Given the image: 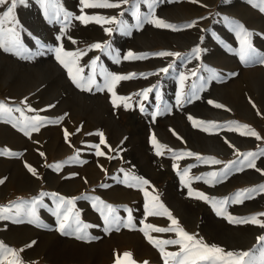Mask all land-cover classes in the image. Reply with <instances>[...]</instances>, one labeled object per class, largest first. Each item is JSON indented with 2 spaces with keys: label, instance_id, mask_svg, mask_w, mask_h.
I'll use <instances>...</instances> for the list:
<instances>
[{
  "label": "rangeland",
  "instance_id": "obj_1",
  "mask_svg": "<svg viewBox=\"0 0 264 264\" xmlns=\"http://www.w3.org/2000/svg\"><path fill=\"white\" fill-rule=\"evenodd\" d=\"M107 2L120 7L85 8L80 0H18L13 10L12 26L27 53L18 56L0 48V103L21 108L25 116H40L46 122L26 136L12 122H6V117H0V180L4 181L0 184V208H12L4 213L11 219H0V242L18 251L22 264H114L116 254L124 252H131L136 264H164L161 252L141 229L153 239L169 240L178 237L174 232H153L145 225L176 226L166 214L146 216L147 202L153 212H161L158 204H163L180 228L205 244L225 252H248L258 259L264 250V242L258 241L264 228L229 223L197 194L222 200L264 185V175L257 170H264V155L257 156L255 168H233L222 182L214 183L209 176L222 172L232 161L243 160L244 156L237 153L264 152V64L240 59V40L245 32L251 33L246 39L258 59L264 58V11L260 10L264 3L152 0L150 11L140 2L141 23L137 26L133 12L138 0ZM7 6H0V16ZM80 16L104 19L82 21L77 18ZM145 17L161 19L176 30L144 22ZM189 24L192 26L186 27ZM95 44L104 50L92 47ZM57 48L62 49L61 58L66 62L75 59V67L84 68L82 76L91 75L92 62L97 61L95 79L101 86L102 71L135 74L115 82L112 88L117 97L128 99L117 100L114 106L107 88H77L56 59ZM193 49L199 52L194 54ZM162 51L179 56L154 55ZM64 52L82 55L65 57ZM129 52L147 55L144 59H124ZM166 67L167 73L160 71ZM181 75L186 77L183 86ZM149 88L152 91L145 99L140 93ZM210 100L224 108L214 107ZM189 116L221 127L204 131L199 125L194 127ZM12 118L13 122L19 119L20 113L13 112ZM230 124L247 125L261 139L241 135L248 129L232 130L226 127ZM153 136L166 146L162 155L156 154ZM97 151L104 155H97ZM189 152L194 155L188 156ZM196 155L221 163L197 160ZM26 164L36 170L37 176ZM58 164L59 169L55 167ZM185 169L188 175L182 182ZM133 177L149 183L138 185ZM145 191L149 193L147 200ZM52 194L74 201V211L89 225L86 233L92 239L60 233ZM33 200L41 201L36 206L40 226L29 223L26 215L25 209ZM94 202L116 210L118 230L114 226L105 232L104 219L93 207ZM14 205L22 206L19 215ZM224 208L234 218L257 216L264 222V216L259 215L264 213V192H254L239 204L229 200ZM164 249L178 252L179 246Z\"/></svg>",
  "mask_w": 264,
  "mask_h": 264
},
{
  "label": "snow or ice",
  "instance_id": "obj_2",
  "mask_svg": "<svg viewBox=\"0 0 264 264\" xmlns=\"http://www.w3.org/2000/svg\"><path fill=\"white\" fill-rule=\"evenodd\" d=\"M18 0H0V6H6V11L3 13L2 16H0V48H3L5 51H10L15 53L18 56H25L27 53V49L23 47V45L20 44L19 37L16 33L15 28L12 26L14 24L15 18L13 16V10L17 6ZM19 2H23V0H19ZM81 4L85 8H117L120 7V4L118 3H108L107 0H104L102 3H90L89 0H80ZM124 3H127V0H123ZM142 2L146 4L151 11L153 8L152 0H138V3L136 5V11L133 12V15L135 16L137 20V26L140 25L141 19H140V13H139V3ZM251 2V0H250ZM262 3H264V0H262ZM255 6V5H254ZM261 11H264V7L260 9ZM78 19L82 21H87L89 19H95L97 21L104 19L103 17H86V16H80L77 17ZM111 22V21H108ZM144 22H149L155 24L156 27H162V28H171L173 30H176V27L174 25L165 23L163 20L158 18H151L145 17ZM5 23L9 25L7 29L5 28ZM192 25H186V27H191ZM241 32H243L242 26H240ZM106 31H110L107 30ZM239 36L240 33H237ZM251 33H244L245 38H241V48H240V59L244 63H254L259 62L261 64H264V58H259L256 53V50L252 47L250 41L246 39V37H249ZM75 43V41H73ZM92 47L96 49L104 50L100 44H95ZM56 59L67 69L68 75L72 79L73 83L76 85L77 88H80L81 90L91 91L93 87H95L97 90H100L102 87L107 88L109 92L112 93L113 100L112 103L114 106L116 105L117 100H126L128 98L125 97H117L116 94L112 91V88L114 86V83L120 80H126L132 78V76H135V74H131V76H121V75H112L111 73L101 72L100 76L102 77L104 84L101 86V84L97 83L95 76L97 73L95 72L94 65L97 63V61H93V67H92V74L87 76H82L81 73L84 72L83 67H75V59L66 62L64 59L61 58V52L62 49L57 48L56 50ZM199 52V49H193V53L196 54ZM63 55L65 57H78L79 55H82V53H72V52H64ZM147 54L141 55V56H134L132 52H129L127 56L124 57V59H144ZM154 55L160 56V57H170V56H179V53H173V52H167L162 51L159 53H155ZM98 59V58H97ZM118 62V60H117ZM75 67V71H74ZM161 72L167 73L169 69L162 68L160 69ZM192 75H195V73H192ZM186 77L184 75L180 76V82L183 86V83L185 81ZM152 89L149 88L145 90L144 92L140 93L145 99H147L148 93L151 92ZM157 99H159V93H157ZM181 101V94H177V104H180ZM209 104H213L216 108H224L221 104H216L213 101H208ZM127 106V105H125ZM253 107L255 105L253 104ZM23 109L21 108H12L7 107L4 104L0 103V117H6V122H12L13 127H18L20 131H23L26 136H30V133L33 131H38L39 128L46 122L44 118L40 116H25ZM27 111H34L31 108H28ZM18 112L20 113V118L16 119L13 122L12 113ZM259 114V113H258ZM189 120H192L193 126H201L202 130L209 131V129H215L217 127H221L220 125H217L215 123H206L204 121H195L191 116H189ZM226 127L232 128V130H236L239 128L248 129L247 132H241V135H250L255 137L256 139H261V137L253 130L249 129L247 125H238L236 124L234 127L233 125H227ZM174 135L175 132H173ZM67 132H65V137L67 138ZM179 138V137H178ZM153 145L156 147L157 155H162L163 151L162 149L166 148V146L160 145L155 137L152 138ZM226 143H229L227 140ZM101 143H105L103 139V135L101 134ZM230 147H234L229 143ZM169 151H171L169 149ZM3 154V153H0ZM41 156H44V153H40ZM97 155H104L103 152L97 151ZM181 156L184 155V153L180 154ZM188 156H193L194 154L189 152L187 153ZM238 156L243 155V160H237L232 161L228 165L225 166L224 170L220 173L217 172H211L209 173V176L212 178L214 183L222 182L225 177L229 175V173L235 168V170L239 171L243 168H255L256 164V158L258 155H264V152H261L259 154L249 152L247 154L237 153ZM197 160H203L204 162H210L211 164H220L221 161L216 160L214 158H204L196 155L195 157ZM30 173H32L33 176H37L36 170L31 167L30 165H25ZM57 169L61 167V165L55 166ZM175 168L176 166L173 165ZM191 167H195V165H192ZM258 171H261V174L264 175V170L257 169ZM188 175V170L185 169L183 176L181 177L183 182V177ZM219 177V179H217ZM134 180L137 181L138 185H147L149 182L147 180L133 177ZM196 179H201V177H196ZM207 182V181H206ZM4 183L3 180H0V184ZM132 186V185H129ZM264 192V185H260L259 188H252V189H244L241 191H238L233 194V196L229 198H225L222 200H216L215 198H210L204 193H198L197 197L199 199L204 200L205 202H208L212 205L213 209L215 210L216 214L218 216H224L229 223H236V224H246V223H252V224H258L261 228H264V222H261L257 219V216H251L246 218H234L231 215L227 214L226 209L224 206L231 201V203L239 204L242 203L244 199L251 198V194L254 192ZM48 195L46 193H41V196ZM144 195L146 197L149 196V193L147 191L144 192ZM189 195H192V190L189 188ZM52 196L55 198L56 207L53 211V214L57 218V222L59 225V231L62 235H76L77 239L85 240V239H92L91 237L87 236L86 229L89 227V225L83 223L80 219L79 213L74 211V201L73 200H66L64 197H56V194H52ZM98 199V198H97ZM153 200H158V197H153ZM41 203L40 200H33L31 204H29L25 211L26 215L29 217L28 222L37 224V226H40L38 223V217L36 216V206L37 204ZM16 208V214L19 215L22 206L21 205H14ZM93 207L96 208L97 211L100 212V215L104 219V223L106 225L105 232H108L111 230L112 227H116L117 230L120 226V220L115 215V209L108 204H104L103 202H99L97 204L96 202L93 203ZM159 209H161V212H153L149 208V204L146 202L144 205L145 214L147 215H161L166 214L167 218L171 221L172 225H175L176 227H168V228H160L155 227L151 224L145 225L146 228L150 229L153 232H174L177 239H169V240H157L153 239L149 235V232L144 231V229H141L144 236L148 239V242L152 244L154 247H156L164 257V264H264V250L261 251L260 257L254 258L250 255L248 252H240V253H234L231 251L225 252L224 249L216 246V245H207L205 244L202 239H196V237L193 234H189L184 229L180 228L178 226V221L172 217L171 213L163 204H158ZM12 210L11 207L6 208H0V219H11L10 216L4 215V213H8ZM260 216H264V213H260ZM129 223L131 222V210H129ZM14 222H20V221H14ZM143 223V222H142ZM128 226V225H125ZM258 241L264 242V235L258 237ZM35 243V242H33ZM30 246V245H29ZM164 246H179L178 252H165ZM22 251V250H21ZM8 257H12L11 260L8 259ZM247 258V259H245ZM0 264H22L18 251L15 249H12L10 247L5 246L2 242H0ZM114 264H136V262L132 258L131 252H124L122 254H116V258L114 260ZM144 264H147V262H144Z\"/></svg>",
  "mask_w": 264,
  "mask_h": 264
}]
</instances>
